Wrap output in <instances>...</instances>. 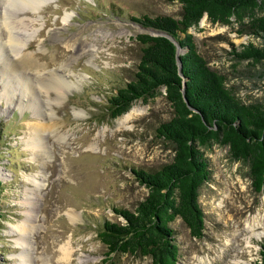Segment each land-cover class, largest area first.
<instances>
[{
  "label": "rangeland",
  "instance_id": "rangeland-1",
  "mask_svg": "<svg viewBox=\"0 0 264 264\" xmlns=\"http://www.w3.org/2000/svg\"><path fill=\"white\" fill-rule=\"evenodd\" d=\"M25 3L13 11L23 23L13 29L20 39L15 52L0 16V64L7 63L9 71L0 70V264H29L28 259L33 264H151L126 253L105 260L97 230L104 219H120L111 206L132 208L144 196L146 189L133 179L131 167L152 170L170 160L169 144L156 137L154 128L171 115V107L162 87L114 118L104 116V107L135 70V35L151 33L130 17L175 18L180 5L175 0H42L29 10ZM238 28L232 17L219 24L203 14L187 32L240 101L264 102V60L237 56L247 43L260 46V39ZM24 53L30 54L28 60ZM55 74L64 80L63 88L38 82ZM37 122L42 137L35 142ZM202 151L209 169L197 195L203 231L195 238L179 218L170 223L178 247L175 264H256L264 235V192L252 188L247 165L230 159L226 146L212 143ZM28 199L34 200L32 210ZM258 209L256 230L262 235L249 243L243 235L231 240L229 233ZM27 210L32 214L29 256L19 255L24 243L16 242L21 235L16 225L23 224ZM66 242L69 262L60 258Z\"/></svg>",
  "mask_w": 264,
  "mask_h": 264
},
{
  "label": "trees",
  "instance_id": "trees-1",
  "mask_svg": "<svg viewBox=\"0 0 264 264\" xmlns=\"http://www.w3.org/2000/svg\"><path fill=\"white\" fill-rule=\"evenodd\" d=\"M175 1L180 5L175 18L165 14L130 17L141 27L162 31L171 39L147 31L135 35L139 44L135 70L108 95L104 107V116L114 118L132 101H144L162 87L171 115L159 122L154 132L172 151L170 160L155 169L130 168L133 179L146 192L132 208L110 207L119 220L101 221L97 236L106 248L105 260L112 253H126L146 257L151 264H175L178 247L170 226L175 218L190 236L201 237L203 212L197 200L198 187L209 176L202 148L212 143L226 146L230 159L244 162L250 185L264 192V102L240 101L225 85L223 75L197 52L187 32L203 14L209 22L219 24L229 23L232 17L238 33L258 37L261 43H247L237 56L264 60V14H255L264 10V0ZM1 185L0 181V193ZM2 216L0 204V220ZM258 244L256 264H264V235Z\"/></svg>",
  "mask_w": 264,
  "mask_h": 264
},
{
  "label": "bare ground",
  "instance_id": "bare-ground-1",
  "mask_svg": "<svg viewBox=\"0 0 264 264\" xmlns=\"http://www.w3.org/2000/svg\"><path fill=\"white\" fill-rule=\"evenodd\" d=\"M1 1H2V5H0V6H2V9H0L1 10L0 11V16H1V19L2 20L1 19L0 20L3 21V24L2 25H4L7 28V32L8 33L7 32L6 33L8 34V37L7 38H8V41H9V47L11 48L12 51H14V48H16L17 45L20 43L19 42L20 39L17 36V34L15 32H13L14 31L13 29L15 27H18L19 28L21 25L23 26V23L20 20H15L14 19L15 18L14 17L15 15H13V11L16 10V9H23V6L20 5L23 2H26L25 3V6H27V8L29 10L30 9L33 10L35 6H37L38 4H40V2L42 3V0H1ZM12 18H13V20H12ZM64 20H66V19L64 18ZM7 34H6V36H7ZM29 55L28 54H25L24 55V58L26 60H28ZM24 58L22 57L21 60H19V61L24 62L25 61ZM7 65H8L7 63L6 64L5 63L0 64V70H1L2 74L9 75L8 74L9 71H7L8 69L6 68ZM10 65L11 64H9V66ZM19 65L20 64L18 63V66ZM34 65H35L34 69H36V67H37L36 65L37 64H34ZM58 77L59 76L57 74H55V75H49L47 79L46 78L45 79H43V78L42 79H38V82H42V84L44 83V86H46L48 89H50V88L51 89L52 88H55L56 89V86H58L59 88H63L62 87L63 86L62 84H64V80L61 77H59V78ZM32 87L33 86H30L29 85L27 88H29V89H31V91H33V88ZM41 124H42L41 122H37L36 123V126H34V130H35L36 134L33 136V138H34L35 142L41 140L40 137H42V136L40 135V132H39V129H40V125ZM33 194H34V191H33ZM33 201L34 200H32V199H28V200L25 201V204L28 207V209H31V210L33 209V203H32ZM259 210L260 209H258V211L253 216L252 215L251 216H247L245 218V220L241 221L239 224L236 225V227L233 229L232 233H229V236L231 237V240L232 239H236L240 235L241 236L243 235L242 238L245 239L246 243H249V241H250V239L252 237L259 238L262 235L263 230L262 231L256 230V227H258V225H261V222H259V219H258ZM25 212L28 213V216H25L24 217L23 224L16 225V228L18 230H21V235H18L17 236L16 242L18 244H20L22 242L24 243V245L22 247H20L21 250H20L19 255H22V254H24V255L27 254L28 255V253H27L28 239L27 238H28V235H29V233H30V231L32 229V222H31L32 221V217H31L32 214H31V211L30 210L29 211L27 210ZM239 225H241L240 228L243 231L242 233H239V230H240V228H238ZM261 226H262V229H263L264 225H261ZM261 226H259V227H261ZM228 240H230V239H227V241ZM67 243L68 242H66L64 245L60 246V250H61L60 258L62 260H65V261L69 262L70 261L71 254H72V251L70 250V248L68 246L69 244L67 245ZM27 261L29 262V264L30 263L33 264L32 263V259H28ZM24 263L25 262H23V264Z\"/></svg>",
  "mask_w": 264,
  "mask_h": 264
},
{
  "label": "water",
  "instance_id": "water-1",
  "mask_svg": "<svg viewBox=\"0 0 264 264\" xmlns=\"http://www.w3.org/2000/svg\"><path fill=\"white\" fill-rule=\"evenodd\" d=\"M149 31H151V34H158V35H164V36H166V37H169L170 38V36L169 35H167V34H165L164 32H162V31H159V30H154V29H149ZM171 39V38H170ZM179 64V63H178Z\"/></svg>",
  "mask_w": 264,
  "mask_h": 264
}]
</instances>
